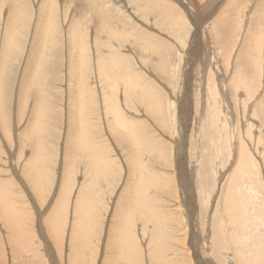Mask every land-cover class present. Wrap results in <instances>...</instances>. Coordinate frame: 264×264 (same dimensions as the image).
Returning a JSON list of instances; mask_svg holds the SVG:
<instances>
[{
	"label": "rangeland",
	"instance_id": "rangeland-1",
	"mask_svg": "<svg viewBox=\"0 0 264 264\" xmlns=\"http://www.w3.org/2000/svg\"><path fill=\"white\" fill-rule=\"evenodd\" d=\"M0 1V264H264V0Z\"/></svg>",
	"mask_w": 264,
	"mask_h": 264
},
{
	"label": "bare ground",
	"instance_id": "bare-ground-1",
	"mask_svg": "<svg viewBox=\"0 0 264 264\" xmlns=\"http://www.w3.org/2000/svg\"><path fill=\"white\" fill-rule=\"evenodd\" d=\"M65 3H68V2H75L76 0H63ZM234 1V0H233ZM43 2H45V1H43ZM141 2V1H140ZM232 3V2H231ZM234 3H236V1H234ZM0 4L3 6V8H6V10H7V8H9L10 7V10H12V7H11V5H10V3L8 2V1H0ZM226 4V6H227V3H225ZM230 4V3H229ZM233 4V3H232ZM231 4V5H232ZM238 4V3H237ZM241 4V3H240ZM215 5V4H214ZM219 5V4H218ZM217 5V6H218ZM229 6V5H228ZM207 7V6H206ZM44 8V6L43 5H41V8H39V11L40 10H42ZM229 7H227V9H228ZM231 9H232V7H230ZM227 9H223V10H226V11H230L229 9L227 10ZM235 9V8H234ZM222 13H223V11H222ZM221 14V13H220ZM190 15V14H189ZM169 23V22H168ZM42 24V23H41ZM38 25H40V24H38ZM258 26V25H257ZM256 26V27H257ZM41 26H39V28H40ZM258 27H260V24H259V26ZM38 28V27H37ZM257 29H259V28H257ZM256 29V30H257ZM263 32V31H262ZM72 35V34H71ZM9 30H7L6 32H5V38L8 40L9 39ZM255 37V36H254ZM38 39V38H37ZM254 39V38H253ZM15 59V58H14ZM29 69V68H28ZM184 72V71H183ZM10 207V206H9ZM9 212V211H8ZM12 213V212H11ZM6 214V213H5ZM6 219V218H5ZM21 221V220H20ZM5 223H6V220H5ZM10 225H12V224H10ZM10 227V226H9ZM15 228V227H14ZM13 229V228H12ZM19 229V228H18ZM13 231V230H12ZM11 232V231H10ZM7 233V232H6ZM19 233V232H18ZM14 237V236H13ZM22 264H24V263H22Z\"/></svg>",
	"mask_w": 264,
	"mask_h": 264
}]
</instances>
